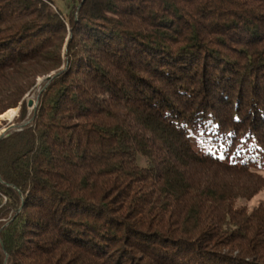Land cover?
<instances>
[{"label": "trees", "instance_id": "trees-1", "mask_svg": "<svg viewBox=\"0 0 264 264\" xmlns=\"http://www.w3.org/2000/svg\"><path fill=\"white\" fill-rule=\"evenodd\" d=\"M12 106L0 264H264V0H0Z\"/></svg>", "mask_w": 264, "mask_h": 264}, {"label": "rangeland", "instance_id": "rangeland-1", "mask_svg": "<svg viewBox=\"0 0 264 264\" xmlns=\"http://www.w3.org/2000/svg\"><path fill=\"white\" fill-rule=\"evenodd\" d=\"M52 1L54 3V7L56 9H58L59 11H61L63 13H66V3L69 2L70 0H52ZM69 34L66 37V42H67V39L70 36ZM63 50H65V47H64ZM64 68H65V65H62L57 71L52 72L49 75H46L44 77L38 78L37 86H36V89H35V93L39 92L41 90V87L45 84V82H46V80L48 78H51V76H52V78L57 77L58 75L61 74V70H63ZM48 83H49V81H47L45 86H47ZM28 100H33L34 102H36L37 100L35 98V94L34 93L31 94L27 98V102H28ZM33 107L34 106H30V107L27 106V110L31 111V110H33ZM16 108H18V113H17V115L15 117H13L12 119H0V134L9 125L14 124L15 126H17V124L13 123V121L19 115L20 107L16 106ZM195 146L199 147L200 144L196 143ZM262 174L263 175H261V176H255V177L251 178L250 180H247V182L249 184L252 183V185H254L256 187V191H255V193H253L251 195V197L248 198L247 201H240V205H243L244 207H246L248 212H251V211H253L254 209H257V208L261 209V212L264 215V171H262ZM208 249L209 250H215V251L219 250L220 252H224L226 255H231V254L238 255V253L236 251H233V250H230V249H226V247H220V248H216V249L209 247ZM169 250L172 251V248L170 247ZM184 251H187V249H184ZM110 252L107 255H105V257H103L105 259L104 260L105 264H114L113 263L114 260L117 261L118 259H119L118 260L119 263L117 262L118 264H134L135 263L134 261L128 260V258H127L128 261H126V258H124V257L123 258L125 260V263L120 261L121 258H122V257H120V249H118V251L116 253H111L110 254ZM75 255L79 256L80 253L75 252ZM140 255H141L140 253H138L137 251L133 250V255L132 256L135 257V256H140ZM185 256H187V253H186ZM139 258H140V261H138V263L140 262V264H144L145 262L148 261V260L147 261H141L142 260L141 257H139ZM84 264H91V263L89 262V263H84ZM92 264H94V263H92ZM150 264H152V263H150Z\"/></svg>", "mask_w": 264, "mask_h": 264}, {"label": "water", "instance_id": "water-1", "mask_svg": "<svg viewBox=\"0 0 264 264\" xmlns=\"http://www.w3.org/2000/svg\"><path fill=\"white\" fill-rule=\"evenodd\" d=\"M46 87V86H45ZM38 103V100L36 102H34L33 100H28L27 102V106L30 107V106H34L33 109L36 108V105ZM16 126L14 124L12 125H9L7 126L0 134V139L3 138L5 136V134L9 131V130H12V129H15Z\"/></svg>", "mask_w": 264, "mask_h": 264}, {"label": "bare ground", "instance_id": "bare-ground-1", "mask_svg": "<svg viewBox=\"0 0 264 264\" xmlns=\"http://www.w3.org/2000/svg\"><path fill=\"white\" fill-rule=\"evenodd\" d=\"M18 113V108L16 106H12L8 111H6L3 115L0 116V119H12Z\"/></svg>", "mask_w": 264, "mask_h": 264}]
</instances>
